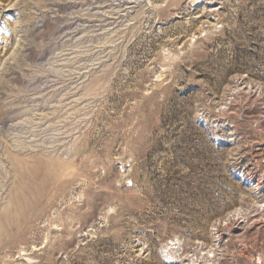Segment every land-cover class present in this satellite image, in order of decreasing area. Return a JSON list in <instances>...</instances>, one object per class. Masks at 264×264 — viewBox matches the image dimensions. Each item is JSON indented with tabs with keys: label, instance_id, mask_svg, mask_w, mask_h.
Returning a JSON list of instances; mask_svg holds the SVG:
<instances>
[{
	"label": "rangeland",
	"instance_id": "obj_1",
	"mask_svg": "<svg viewBox=\"0 0 264 264\" xmlns=\"http://www.w3.org/2000/svg\"><path fill=\"white\" fill-rule=\"evenodd\" d=\"M0 264H264V0H0Z\"/></svg>",
	"mask_w": 264,
	"mask_h": 264
},
{
	"label": "bare ground",
	"instance_id": "obj_2",
	"mask_svg": "<svg viewBox=\"0 0 264 264\" xmlns=\"http://www.w3.org/2000/svg\"><path fill=\"white\" fill-rule=\"evenodd\" d=\"M57 164V162H56ZM62 164L61 166H59V168L54 172L55 175H59L62 174V173H65L64 171L66 170H69V168L72 167V164L71 163H67V164H64L63 163H60ZM57 166V165H56ZM50 170V169H49ZM73 172V171H72ZM57 177V176H56ZM63 177V176H62ZM66 177V175L64 176ZM25 180V179H24ZM52 181V180H51ZM25 182V181H24ZM46 182V181H45ZM50 182V181H49ZM25 186V185H24ZM22 188V187H21ZM18 190V189H17ZM23 207V206H22ZM9 216H7V220H8ZM12 220V219H11Z\"/></svg>",
	"mask_w": 264,
	"mask_h": 264
}]
</instances>
